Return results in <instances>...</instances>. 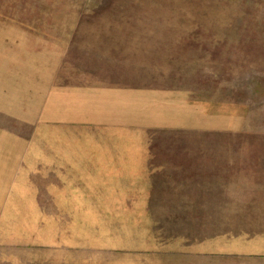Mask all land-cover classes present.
I'll return each mask as SVG.
<instances>
[{
	"label": "rangeland",
	"instance_id": "rangeland-1",
	"mask_svg": "<svg viewBox=\"0 0 264 264\" xmlns=\"http://www.w3.org/2000/svg\"><path fill=\"white\" fill-rule=\"evenodd\" d=\"M119 63L121 77H134L139 64L145 85L204 88L208 98L248 107L240 110L234 147L209 142V157L234 148L230 156L239 162L237 171L209 174V189L259 197L239 198L230 213L209 214L206 228L188 233L254 240L264 249V0H0V206L32 191L42 207L40 214L3 213L1 221L41 222L27 231L74 245L81 262L89 238L137 232L136 224L119 229L115 215L99 213L93 191L104 189L105 176L98 167L56 165L67 160L65 141L48 132L54 127L33 126L56 74L59 84H74ZM56 146L65 147L62 159Z\"/></svg>",
	"mask_w": 264,
	"mask_h": 264
},
{
	"label": "crops",
	"instance_id": "crops-1",
	"mask_svg": "<svg viewBox=\"0 0 264 264\" xmlns=\"http://www.w3.org/2000/svg\"><path fill=\"white\" fill-rule=\"evenodd\" d=\"M120 66H103L99 75L92 69L74 84H59L62 73L56 74L55 88L49 89L33 126L54 127L48 132L65 141L67 160L56 165L88 166L91 173L98 167L105 176L104 189L93 191L99 213L115 215L111 224L119 229L136 224L137 232L89 238L81 262L74 245L27 231L32 224L42 227L41 222L0 219V264H264V249H257L254 240L188 233L206 228L209 214L230 213L239 198L259 197L255 191L209 189V174L232 173L239 165L229 153L234 148L226 149L225 158L209 157V142L234 147L233 136L241 133L240 110L248 107L208 98L204 88L145 85L139 64L131 67L138 71L131 78L120 76ZM63 149L55 147L57 159ZM20 194L0 206V215L40 214L32 191Z\"/></svg>",
	"mask_w": 264,
	"mask_h": 264
}]
</instances>
